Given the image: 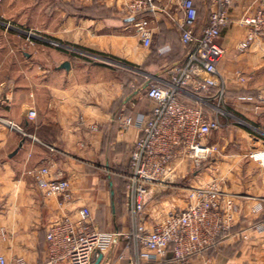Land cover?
<instances>
[{"label":"crops","instance_id":"obj_1","mask_svg":"<svg viewBox=\"0 0 264 264\" xmlns=\"http://www.w3.org/2000/svg\"><path fill=\"white\" fill-rule=\"evenodd\" d=\"M128 1L0 0V120L22 131L0 121V257L6 264L42 262L49 226L62 217L77 220L82 208L96 230L112 236L97 251L99 264H133V248L121 236L132 223L121 179L141 136L136 124L154 106L144 90L166 84L185 64L187 48L173 22L181 18V0L159 2L137 17L153 32L148 48L126 11ZM193 2L200 30L216 6L214 0ZM258 7V0L233 4L230 24L216 40L225 52L217 64L225 98L221 127L205 140L216 154L198 168L181 159L169 166L170 179L190 174V187L218 181L226 195L222 206L231 199L237 208L232 229L186 264H264V233L253 231L264 225V167L250 155L264 154V40L256 36L247 50L238 49L250 31L240 20ZM66 62L69 68L62 69ZM28 110L36 112L32 121ZM38 167L69 180L72 199L45 197L29 174ZM160 197L154 188L147 194L140 218L148 229L186 205L183 194ZM146 264H172V257Z\"/></svg>","mask_w":264,"mask_h":264},{"label":"built area","instance_id":"obj_2","mask_svg":"<svg viewBox=\"0 0 264 264\" xmlns=\"http://www.w3.org/2000/svg\"><path fill=\"white\" fill-rule=\"evenodd\" d=\"M172 0H129L126 11L134 18L133 27L144 47H150L153 32L143 18H137L156 10L159 2ZM240 0H214L216 9L209 15L207 24L197 29V11L193 0H181V18L173 19L180 32V41L187 48L185 64L177 68L164 85L148 84L144 90L153 102L151 114L136 126L141 136L133 144L129 156L130 174L126 176V207L131 215L130 229L121 234L133 248V264L159 262L170 253L172 264H186L193 256L215 247L218 239L233 227V214L237 208L226 197L218 181L186 189V205L172 211L148 229L141 221L147 194L151 188L164 186L171 177L169 166L176 160L187 161L194 168L216 152L214 146L205 144L211 132L220 129L218 120L222 113L225 86L218 74L217 64L224 58V50L217 44L222 30L230 24L228 10ZM259 7L240 22L250 31L239 44V51L247 50L256 36L264 40V0ZM137 18V19H136ZM31 39V33L27 41ZM58 46L56 42H49ZM189 96L194 103L183 98ZM239 101L252 102L251 96H239ZM36 112L28 110L27 119L34 120ZM9 129L22 132L9 121L0 120ZM131 119L125 125L129 126ZM264 167V154L251 156ZM34 184L45 197L72 199L70 182L52 178L47 167H38L30 173ZM261 211L257 204L253 210ZM87 208H82L78 219L62 217L53 222L45 235L44 258L39 264H92L102 246L112 241V236L96 230ZM256 233H264V225L253 227ZM241 239H247L243 233ZM0 264H6L0 257ZM15 264H27L18 258Z\"/></svg>","mask_w":264,"mask_h":264},{"label":"rangeland","instance_id":"obj_3","mask_svg":"<svg viewBox=\"0 0 264 264\" xmlns=\"http://www.w3.org/2000/svg\"><path fill=\"white\" fill-rule=\"evenodd\" d=\"M215 154H216V152L213 153L209 158L203 160L200 165H202L204 162L205 163L208 162V160L210 158H212V156H214ZM255 154H257V153H252L250 155L252 156V155H255ZM252 159L255 160L254 158H252ZM255 161H258V160H255ZM260 164H261V162H260ZM201 167H203V166H201ZM191 172H193V171H191ZM190 177H191L190 174L186 175V178H184V179H182V178L177 179V178L172 177L173 179L169 178V180L167 181L166 184H164V186H162V187L159 186V187L154 188V189H155L156 192H159L161 197H163V196L164 197H169V196H172V195H175V194L186 195V189L190 187L189 184H188V182L190 180Z\"/></svg>","mask_w":264,"mask_h":264},{"label":"trees","instance_id":"obj_4","mask_svg":"<svg viewBox=\"0 0 264 264\" xmlns=\"http://www.w3.org/2000/svg\"><path fill=\"white\" fill-rule=\"evenodd\" d=\"M79 59L83 60L84 61V57H79ZM85 61H89V60H85ZM130 174V170H129V166H128V169H127V172H126V176H128ZM122 181V193L125 192V189H126V185H127V180L126 178L125 179H121Z\"/></svg>","mask_w":264,"mask_h":264},{"label":"water","instance_id":"obj_5","mask_svg":"<svg viewBox=\"0 0 264 264\" xmlns=\"http://www.w3.org/2000/svg\"><path fill=\"white\" fill-rule=\"evenodd\" d=\"M69 66H70L69 63L66 62V63L62 64L61 68H62V69H68ZM101 259H102V256L99 255V256L97 257V259H96L92 264H99L100 261H101Z\"/></svg>","mask_w":264,"mask_h":264}]
</instances>
